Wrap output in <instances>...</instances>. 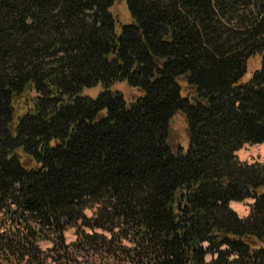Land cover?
<instances>
[{
    "label": "trees",
    "instance_id": "16d2710c",
    "mask_svg": "<svg viewBox=\"0 0 264 264\" xmlns=\"http://www.w3.org/2000/svg\"><path fill=\"white\" fill-rule=\"evenodd\" d=\"M117 1L0 0V264H264V0Z\"/></svg>",
    "mask_w": 264,
    "mask_h": 264
},
{
    "label": "rangeland",
    "instance_id": "374dc122",
    "mask_svg": "<svg viewBox=\"0 0 264 264\" xmlns=\"http://www.w3.org/2000/svg\"><path fill=\"white\" fill-rule=\"evenodd\" d=\"M112 12L117 17V23H116V31L119 33L122 29V25L129 23L132 20V15L127 3V0H119L115 4L111 6ZM261 63L260 58L253 60V68L259 67ZM252 73L248 72L247 76L245 77V81L251 77ZM103 89L102 85H98L95 87H87L83 89V94L90 95L92 97H96L100 91ZM113 89H120L126 94L133 95L135 91H131L128 88V84L126 82H118L113 85ZM170 142L174 147H177L178 145H182L185 149L189 146V137H188V128H187V122L183 116H176L173 119L172 123V130H171V137ZM239 160L242 162L247 163H255V162H264V145L260 144H247L245 145L241 150L237 152ZM254 202V199L249 198L241 202H232L231 206L232 208L238 212L240 217L245 218L250 215L251 212V205ZM96 211V207H90L86 210V213L89 217H92ZM10 218L8 215L3 214L0 212V232L7 230L6 227L12 225V223L9 221ZM97 232L103 233V231L98 230ZM65 239L66 244H70L72 242H75L77 240V234L76 229L71 228L66 231L65 233ZM53 242L50 240L45 241L41 245L42 250L46 251L48 256H57L58 258H61L59 256L58 251H51L53 247ZM98 258V264H117L115 261H113L109 257H102L99 256ZM212 258L211 255L207 256V259L210 260ZM4 261V256H0V262ZM93 261V256H83L82 254L78 255V258L76 259V255H73L72 257L68 259H58L57 261H54V258L49 257L48 263L49 264H91ZM121 263V262H119ZM123 264H127L126 262H122ZM20 264H25V261H21Z\"/></svg>",
    "mask_w": 264,
    "mask_h": 264
}]
</instances>
